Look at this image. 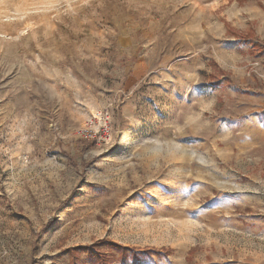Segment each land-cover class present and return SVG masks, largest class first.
Returning a JSON list of instances; mask_svg holds the SVG:
<instances>
[{
  "label": "rangeland",
  "instance_id": "1",
  "mask_svg": "<svg viewBox=\"0 0 264 264\" xmlns=\"http://www.w3.org/2000/svg\"><path fill=\"white\" fill-rule=\"evenodd\" d=\"M255 70L264 0H0V264H264Z\"/></svg>",
  "mask_w": 264,
  "mask_h": 264
},
{
  "label": "trees",
  "instance_id": "2",
  "mask_svg": "<svg viewBox=\"0 0 264 264\" xmlns=\"http://www.w3.org/2000/svg\"><path fill=\"white\" fill-rule=\"evenodd\" d=\"M81 143L84 146V150H87V148L92 147L95 144V139L89 140V139H83ZM70 157V156H69ZM71 158V157H70Z\"/></svg>",
  "mask_w": 264,
  "mask_h": 264
},
{
  "label": "built area",
  "instance_id": "3",
  "mask_svg": "<svg viewBox=\"0 0 264 264\" xmlns=\"http://www.w3.org/2000/svg\"><path fill=\"white\" fill-rule=\"evenodd\" d=\"M254 69H256L259 66V63H254ZM255 72L259 75L260 79L263 80L264 82V71L260 70V72L258 70H255Z\"/></svg>",
  "mask_w": 264,
  "mask_h": 264
},
{
  "label": "crops",
  "instance_id": "4",
  "mask_svg": "<svg viewBox=\"0 0 264 264\" xmlns=\"http://www.w3.org/2000/svg\"><path fill=\"white\" fill-rule=\"evenodd\" d=\"M253 10L256 11L258 13V15H260L262 17V14L259 12V10H257L256 8H254Z\"/></svg>",
  "mask_w": 264,
  "mask_h": 264
}]
</instances>
